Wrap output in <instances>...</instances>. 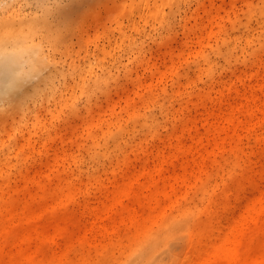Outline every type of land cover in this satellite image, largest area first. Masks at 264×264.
Here are the masks:
<instances>
[{
	"label": "rangeland",
	"instance_id": "1",
	"mask_svg": "<svg viewBox=\"0 0 264 264\" xmlns=\"http://www.w3.org/2000/svg\"><path fill=\"white\" fill-rule=\"evenodd\" d=\"M8 30L0 264H264V0H0Z\"/></svg>",
	"mask_w": 264,
	"mask_h": 264
},
{
	"label": "bare ground",
	"instance_id": "2",
	"mask_svg": "<svg viewBox=\"0 0 264 264\" xmlns=\"http://www.w3.org/2000/svg\"><path fill=\"white\" fill-rule=\"evenodd\" d=\"M7 27V26H6ZM10 27V26H9ZM20 28L16 29V30H19ZM14 30V29H13ZM15 30V31H16ZM1 32V31H0ZM10 31L8 30V37L7 39H5V34H3V31H2V35H3V39L5 41V44H2L0 43V66H9V65H12L13 63L16 64L18 63V61L20 59H27L26 62L29 61L30 64H28V69H26L27 71H25L23 73L20 74V76H18V79L19 80H23L24 78L23 77H27L30 73L31 70L35 69V61H34V50L32 49L33 47H31L28 43H27V39L23 37L22 34H19V33H16V36L15 35H11L10 36ZM19 36V37H18ZM11 37H17V46L15 48H10L9 47V44L8 42L11 40ZM18 58V59H17ZM18 84H16L15 82L13 83H10L8 86L0 89V93H4L6 94L7 92H9V90H11L14 86H16ZM3 94V95H4ZM224 228V225L223 224H218L217 227H216V231H218V233L223 230ZM228 226L225 227V229H227ZM224 229V230H225ZM226 236L225 239H227V234L225 233L224 234ZM224 235L222 238H220V241L223 242L225 239H224ZM219 239L217 238V235H214V242L212 243V250L214 248H216L217 246V243H218ZM201 250H202V246L199 247V249L197 250V256L201 255ZM190 260L187 262V264H190L189 263Z\"/></svg>",
	"mask_w": 264,
	"mask_h": 264
}]
</instances>
